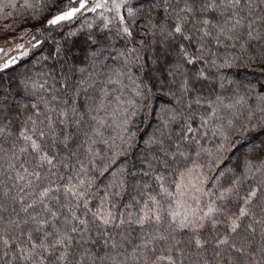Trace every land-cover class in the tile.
<instances>
[{
	"label": "snow or ice",
	"instance_id": "6c2138e0",
	"mask_svg": "<svg viewBox=\"0 0 264 264\" xmlns=\"http://www.w3.org/2000/svg\"><path fill=\"white\" fill-rule=\"evenodd\" d=\"M14 13L0 264H264V0H0Z\"/></svg>",
	"mask_w": 264,
	"mask_h": 264
},
{
	"label": "trees",
	"instance_id": "16d2710c",
	"mask_svg": "<svg viewBox=\"0 0 264 264\" xmlns=\"http://www.w3.org/2000/svg\"><path fill=\"white\" fill-rule=\"evenodd\" d=\"M23 0H18V3H22ZM66 2V0H65ZM5 11H11L10 9H6ZM39 11V9H37ZM31 12V10H29ZM26 14L24 13H14L11 17H6L4 15H0V46L4 45V32L7 31L8 33H11L12 35H9L8 39L11 42L12 40H15L17 43H25L26 40L29 38L27 36L21 37L19 35V25L13 26L14 22H19ZM85 16L89 17L90 19L98 21V17L96 14L93 13H85ZM83 22V18H80L78 20H74L72 23L76 26H79L80 23ZM72 25H69L68 27H71ZM87 30V29H86ZM61 34H63L66 29H60ZM55 34V32H54ZM35 35V33H33ZM48 45H44L42 48H39L37 51V55L43 53L47 54Z\"/></svg>",
	"mask_w": 264,
	"mask_h": 264
}]
</instances>
